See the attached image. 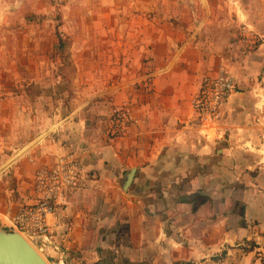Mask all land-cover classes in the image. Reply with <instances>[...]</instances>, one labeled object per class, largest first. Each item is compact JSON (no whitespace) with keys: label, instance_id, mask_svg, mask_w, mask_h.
<instances>
[{"label":"crops","instance_id":"crops-1","mask_svg":"<svg viewBox=\"0 0 264 264\" xmlns=\"http://www.w3.org/2000/svg\"><path fill=\"white\" fill-rule=\"evenodd\" d=\"M108 10L95 23L104 36L83 41L92 71L72 69L82 83L62 85L59 106L47 86L41 124L45 99L23 96L21 67L2 70L0 228L16 230L37 202V170L73 154L86 176L48 220L51 264H264V0H111ZM242 26L260 36L255 51ZM221 69L237 89L213 132L193 100ZM123 103L131 126L108 139Z\"/></svg>","mask_w":264,"mask_h":264},{"label":"rangeland","instance_id":"rangeland-1","mask_svg":"<svg viewBox=\"0 0 264 264\" xmlns=\"http://www.w3.org/2000/svg\"><path fill=\"white\" fill-rule=\"evenodd\" d=\"M110 4L111 0H0V79L2 70L7 74L14 66L21 67L23 96L38 94L45 99L38 100L39 124L51 109L47 86L52 85L58 105L68 95L62 85L82 83L72 69L92 71L93 66L82 57L83 41L104 36L95 23L111 19ZM90 47H94L92 43ZM35 247L51 264L45 251Z\"/></svg>","mask_w":264,"mask_h":264},{"label":"built area","instance_id":"built-area-1","mask_svg":"<svg viewBox=\"0 0 264 264\" xmlns=\"http://www.w3.org/2000/svg\"><path fill=\"white\" fill-rule=\"evenodd\" d=\"M238 38L251 52L261 43L260 36L247 26L240 28ZM236 89L237 82L226 69L202 80L199 92L193 100L201 128L217 129L223 109ZM132 115L133 110L129 103L113 106L108 121V139L124 137L133 121ZM85 176L83 164L73 154L59 158L54 166L40 167L35 174L34 185L37 202L25 206L15 217V229L34 247L35 244L40 246L39 250L54 247V237L48 220L57 214L60 207L67 205V190L79 186Z\"/></svg>","mask_w":264,"mask_h":264},{"label":"water","instance_id":"water-1","mask_svg":"<svg viewBox=\"0 0 264 264\" xmlns=\"http://www.w3.org/2000/svg\"><path fill=\"white\" fill-rule=\"evenodd\" d=\"M0 264H49L17 231L0 230Z\"/></svg>","mask_w":264,"mask_h":264},{"label":"trees","instance_id":"trees-1","mask_svg":"<svg viewBox=\"0 0 264 264\" xmlns=\"http://www.w3.org/2000/svg\"><path fill=\"white\" fill-rule=\"evenodd\" d=\"M251 246H252V248L254 247V245H253V244H252ZM175 264H186V263L177 262V263H175ZM188 264H190V263H188Z\"/></svg>","mask_w":264,"mask_h":264},{"label":"bare ground","instance_id":"bare-ground-1","mask_svg":"<svg viewBox=\"0 0 264 264\" xmlns=\"http://www.w3.org/2000/svg\"><path fill=\"white\" fill-rule=\"evenodd\" d=\"M22 235V234H21ZM23 236V235H22ZM24 237V236H23ZM25 238V237H24ZM26 239V238H25ZM27 240V239H26ZM28 241V240H27ZM29 242V241H28ZM32 246H33V244L31 243V242H29Z\"/></svg>","mask_w":264,"mask_h":264}]
</instances>
